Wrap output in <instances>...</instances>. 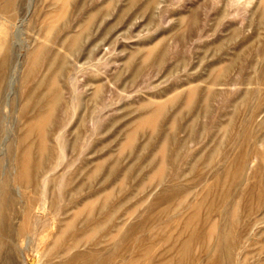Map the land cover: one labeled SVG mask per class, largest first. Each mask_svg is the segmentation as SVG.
Masks as SVG:
<instances>
[{
    "label": "rangeland",
    "instance_id": "374dc122",
    "mask_svg": "<svg viewBox=\"0 0 264 264\" xmlns=\"http://www.w3.org/2000/svg\"><path fill=\"white\" fill-rule=\"evenodd\" d=\"M0 45L1 257L264 264V0H0Z\"/></svg>",
    "mask_w": 264,
    "mask_h": 264
},
{
    "label": "bare ground",
    "instance_id": "6f19581e",
    "mask_svg": "<svg viewBox=\"0 0 264 264\" xmlns=\"http://www.w3.org/2000/svg\"><path fill=\"white\" fill-rule=\"evenodd\" d=\"M82 1V0H81ZM90 1V0H89ZM127 1V0H126ZM130 1V0H129ZM159 1H161V0H159ZM78 2V1H77ZM84 2V1H83ZM82 2V3H83ZM150 2V1H149ZM33 4V3H32ZM78 4V3H77ZM81 4V3H80ZM149 3L147 2V5H148ZM144 5V4H143ZM154 5V4H153ZM15 6V5H14ZM19 6V5H18ZM30 6V5H29ZM152 6V5H151ZM76 7H77V5H76ZM82 7H83V5H82ZM143 7V6H142ZM156 7V6H155ZM33 7L31 6L29 9L31 10ZM100 8V7H99ZM98 8V9H99ZM138 8V7H137ZM157 8H159V7H157ZM96 9V8H95ZM121 9V8H120ZM127 9H129V6H128V8ZM152 9V8H151ZM28 10V9H27ZM79 10V9H78ZM82 10V9H81ZM94 10V9H93ZM125 10V9H124ZM77 11V10H76ZM121 11V10H120ZM134 11H136V9H134ZM138 11V10H137ZM78 12V11H77ZM96 12V11H95ZM123 12H125V11H123ZM102 13V12H101ZM132 13V12H131ZM130 13V14H131ZM134 13V12H133ZM146 13V12H145ZM20 14V13H19ZM84 14V13H83ZM92 14H93V11H92ZM95 14V13H94ZM100 14V13H99ZM136 14V13H135ZM139 14H141V13H139ZM90 15V14H89ZM101 15V14H100ZM138 15V14H137ZM91 16V15H90ZM102 16V15H101ZM130 16V15H129ZM79 17V16H78ZM105 17V16H104ZM97 18V17H96ZM117 20V19H116ZM122 20V19H121ZM118 21V20H117ZM23 23H24V21H23ZM97 23V22H96ZM80 24V23H79ZM82 24V23H81ZM96 25V24H95ZM52 26H54V25H52ZM49 27V26H48ZM50 27H51V25H50ZM108 26H106L105 28H107ZM111 27V26H110ZM53 28V27H52ZM94 28V27H93ZM88 29V28H87ZM48 30H49V28H48ZM101 30V29H100ZM107 30V29H106ZM51 31V30H50ZM102 31V30H101ZM84 32V31H83ZM91 32H93V31H91ZM99 32V31H98ZM103 32V31H102ZM102 32H101V34H102ZM81 33V32H80ZM85 33V32H84ZM89 33V32H88ZM75 34V33H74ZM83 34V33H82ZM77 35V34H76ZM103 35H105L104 33H103ZM102 35V36H103ZM102 36H100V37H102ZM110 36V35H109ZM69 37V36H68ZM81 37H83V36H81ZM97 37V36H96ZM97 38H99V37H97ZM97 38H94V39H96L97 40V42L99 41V39H97ZM64 39V38H63ZM63 39H61V40H63ZM93 39V38H92ZM91 39V40H92ZM93 39V40H94ZM69 40H72L71 39V36H70V38H69ZM78 40H79V38L77 37V38H75L74 40H73V44H72V46H73V48H75L76 49V47H77V44H78ZM90 40V41H91ZM96 40H94V41H96ZM106 40V39H105ZM66 41V40H65ZM94 41H91V45L93 46V44H94ZM101 41V40H100ZM61 43V45H62V41H60ZM103 42H105V41H103ZM110 42V41H109ZM9 43V42H8ZM65 43H67V42H65ZM64 43V44H65ZM70 43V42H69ZM69 43L67 44V45H69ZM111 43V42H110ZM99 44V43H98ZM97 45V44H96ZM1 46V45H0ZM8 46V45H7ZM79 46V45H78ZM98 46V45H97ZM107 46V45H106ZM100 47V46H99ZM102 47V46H101ZM1 48V47H0ZM66 49H67V47H65ZM74 49V50H75ZM88 49H90V47H88L87 48V50ZM94 49V48H93ZM102 49V48H101ZM104 49V48H103ZM103 49L101 50V51H103ZM2 50V49H1ZM25 50V49H24ZM74 50H73V52H74ZM100 51V52H101ZM86 53H87V51H85ZM89 52V51H88ZM99 52V51H98ZM18 53H20V52H18ZM97 53V52H96ZM79 54V53H78ZM4 55V54H3ZM87 55H89L88 53H87ZM98 55H100V53H98ZM54 56V55H53ZM90 56H92V55H90ZM96 57H98V56H96ZM50 60H52V57L50 58ZM63 60V59H62ZM67 60V59H66ZM50 62V61H49ZM92 62V61H91ZM12 64H13V56L10 54V53H7L5 56H4V58H3V60L1 61V64H0V95L2 96L3 95V93H4V90L6 89V87L7 86H10L9 88L12 90L13 89V85H14V81H12V79L14 78V76L16 75V73H18L17 71H18V69H19V67H20V65H19V63H16L15 64V66H14V74H13V76H12V79H11V81L12 82H10V71H11V67H12ZM49 64V63H48ZM49 65H52V64H49ZM77 65H78V63H77ZM49 67V66H48ZM53 67V66H52ZM59 68H61L60 66H58ZM13 68V67H12ZM59 68H57V70L59 69ZM21 69V68H20ZM55 72H57V71H55ZM13 73V72H12ZM53 74H55V73H53ZM48 80H49V78H48ZM43 81V80H42ZM11 83V84H10ZM47 83V82H46ZM41 84V83H40ZM48 85V84H47ZM39 87V86H38ZM48 87V86H47ZM58 92V91H57ZM60 92V91H59ZM47 93H49V92H47ZM12 93H10V95H11ZM45 94V93H44ZM43 94V95H44ZM56 95V94H55ZM58 95V94H57ZM60 95H61V92H60ZM9 96V95H8ZM41 96V95H40ZM61 97V96H60ZM62 97H63V95H62ZM59 98V97H58ZM64 98V97H63ZM40 99V98H39ZM38 100V99H37ZM57 100V99H56ZM14 102V101H13ZM37 102V101H36ZM9 103V102H8ZM14 104V103H13ZM1 105V104H0ZM9 105V104H8ZM46 105V104H45ZM42 106V105H41ZM5 111V110H4ZM6 112V111H5ZM17 113V112H16ZM5 114H7V113H5ZM7 116V115H6ZM22 191V190H21ZM40 206H42V204L40 205ZM44 207H45V205H43ZM42 206V207H43ZM42 207H40V209H42ZM68 221V220H67ZM66 249V248H65ZM13 253V252H12ZM29 257H31V256H29ZM29 261H30V263H32V264H40V259H39V257L38 256H33V257H31V259H29ZM0 264H17V261H16V259H15V257H14V255H12V256H9V257H1L0 256ZM45 264H52V260H47V262H45Z\"/></svg>",
    "mask_w": 264,
    "mask_h": 264
}]
</instances>
